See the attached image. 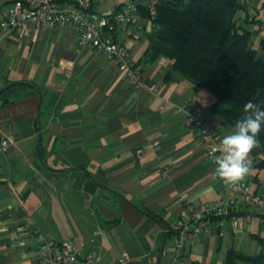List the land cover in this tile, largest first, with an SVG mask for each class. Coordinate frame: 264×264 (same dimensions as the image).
Here are the masks:
<instances>
[{
  "label": "crops",
  "instance_id": "0c3cea01",
  "mask_svg": "<svg viewBox=\"0 0 264 264\" xmlns=\"http://www.w3.org/2000/svg\"><path fill=\"white\" fill-rule=\"evenodd\" d=\"M130 1L148 9L156 0L90 5L110 14ZM9 6L0 0V10ZM141 13L142 30L121 23L111 36L130 49L145 85L129 82L97 49L79 48L69 24H28L20 35L0 25V141L10 142L0 152V264H42V241L65 237L94 264H118L124 252L125 264H173L172 234L161 254L165 225L229 198L215 158L187 118L203 111L222 137L235 127L210 111L212 92L166 57L146 54L155 27ZM257 39L260 44L264 34ZM247 160L252 190L264 196L252 151ZM256 216L186 238L180 264H225L236 231L252 230Z\"/></svg>",
  "mask_w": 264,
  "mask_h": 264
},
{
  "label": "trees",
  "instance_id": "16d2710c",
  "mask_svg": "<svg viewBox=\"0 0 264 264\" xmlns=\"http://www.w3.org/2000/svg\"><path fill=\"white\" fill-rule=\"evenodd\" d=\"M243 9L245 0H159L146 51L151 58L166 57L174 70L212 92L210 111L234 127L248 101L264 105V48L259 49L264 41L253 40L264 30L258 18L239 16ZM141 11L150 17L148 9ZM257 140L255 167L264 170V127ZM254 237L264 242L259 234ZM225 264H264V248L254 254L231 248Z\"/></svg>",
  "mask_w": 264,
  "mask_h": 264
},
{
  "label": "built area",
  "instance_id": "2783aa9c",
  "mask_svg": "<svg viewBox=\"0 0 264 264\" xmlns=\"http://www.w3.org/2000/svg\"><path fill=\"white\" fill-rule=\"evenodd\" d=\"M158 1L147 6L151 21L157 13ZM8 2L10 6L0 10L2 27L20 35L28 24L52 27L69 24L78 32L79 48L90 46L97 49L118 63L129 82L145 85L140 79V71L133 62L130 49L111 36V32L121 23L143 29L140 4L130 1L118 10L104 14L93 10L90 0H73L68 5H63L60 0H8ZM245 15L258 18L264 30V6L260 5V0H245V9L239 12V16ZM187 120L195 134L205 142L208 155L216 160L221 155L222 135L210 127V120L201 110L189 113ZM9 145V139L3 138L0 141V152H7ZM137 152L141 153L142 149H137ZM221 182L229 189V198L200 204L192 209L189 219L173 221L168 226V232L173 235V264L181 263L186 238H197L203 232L221 229L228 219L249 222L255 215H260V223L264 227V196L252 190L248 176L236 183L222 178ZM38 249L42 264H94L93 262L97 260L91 254L87 258H80L74 251V242L70 237L60 241L44 239ZM128 260L129 256L124 252L118 259V264H125Z\"/></svg>",
  "mask_w": 264,
  "mask_h": 264
},
{
  "label": "clouds",
  "instance_id": "9594fccd",
  "mask_svg": "<svg viewBox=\"0 0 264 264\" xmlns=\"http://www.w3.org/2000/svg\"><path fill=\"white\" fill-rule=\"evenodd\" d=\"M244 112L245 116L236 123L235 129L222 138L221 155L215 160L217 175L231 183L249 174L247 156L257 146V137L264 127V105L248 101Z\"/></svg>",
  "mask_w": 264,
  "mask_h": 264
},
{
  "label": "rangeland",
  "instance_id": "374dc122",
  "mask_svg": "<svg viewBox=\"0 0 264 264\" xmlns=\"http://www.w3.org/2000/svg\"><path fill=\"white\" fill-rule=\"evenodd\" d=\"M257 38H258V34L254 33L253 34V40L255 41V44H258ZM258 46L259 45H257L256 47H258ZM259 49L261 50V47ZM256 172L259 173L260 178H264V170L263 169H259V168L254 169L253 177L255 176ZM260 218L261 217L259 215L256 216L257 220H260ZM257 220L253 221V223L252 222L250 223V226L253 227L252 230L249 229V227H248L249 225H248L245 229L242 228V229H238L236 231L235 241H234V243L236 245L235 249L238 248L237 250H239L238 246H240L242 248H240L239 251H243L242 249H244L245 253L254 254L256 252H260L262 250V248H264V242L261 243L257 238L253 237L251 234L252 232H258L264 238V227L261 224H260V226H259V224H256ZM228 241H232V238L226 240V242H228ZM226 242L224 241V244H226Z\"/></svg>",
  "mask_w": 264,
  "mask_h": 264
},
{
  "label": "water",
  "instance_id": "95a60500",
  "mask_svg": "<svg viewBox=\"0 0 264 264\" xmlns=\"http://www.w3.org/2000/svg\"><path fill=\"white\" fill-rule=\"evenodd\" d=\"M165 229L167 230L165 235H164V239H163V242H162V246H161V254L163 252V249L165 247V244H166V240H167V237H168V226L165 225Z\"/></svg>",
  "mask_w": 264,
  "mask_h": 264
}]
</instances>
